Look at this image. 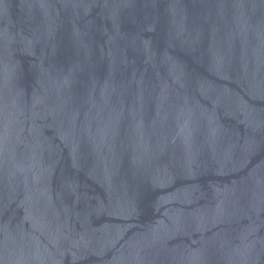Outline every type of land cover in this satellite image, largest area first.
Segmentation results:
<instances>
[{"label":"water","instance_id":"obj_1","mask_svg":"<svg viewBox=\"0 0 264 264\" xmlns=\"http://www.w3.org/2000/svg\"><path fill=\"white\" fill-rule=\"evenodd\" d=\"M0 264H264V0H0Z\"/></svg>","mask_w":264,"mask_h":264}]
</instances>
